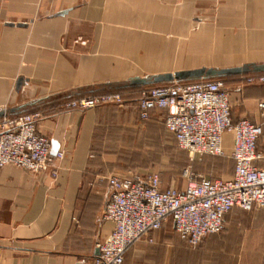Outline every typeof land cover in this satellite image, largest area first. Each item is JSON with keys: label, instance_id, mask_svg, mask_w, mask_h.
I'll use <instances>...</instances> for the list:
<instances>
[{"label": "crops", "instance_id": "obj_1", "mask_svg": "<svg viewBox=\"0 0 264 264\" xmlns=\"http://www.w3.org/2000/svg\"><path fill=\"white\" fill-rule=\"evenodd\" d=\"M164 1L166 8L177 7L170 6L174 0ZM162 8L163 0H0V109L42 100L22 114L41 112L38 131L51 140L53 155H64L55 162L56 176L51 172L33 174L14 166L0 168V264H90L99 256L98 245L114 228L104 219L113 170L112 157L106 154V129L117 126L130 131L129 118L116 123L111 115L123 111L128 112L127 117L133 111L139 115L141 91H101L99 85L140 75L123 71L116 64L123 58L120 49H131V39L132 47L153 49L148 58L142 53L134 57L136 62L149 64L144 72L150 75L200 68L195 60L184 61L185 67L178 70L160 68L156 51L163 45L176 46L173 41L177 40L163 36L160 31L166 30L160 27L136 28L143 35L130 37L131 15L145 16L148 9ZM256 13L259 16L246 28L232 21L236 19H224V27L213 38L197 45L212 49L210 64L264 63L252 60L264 59V11L254 9ZM233 22L237 26L225 29ZM146 31L160 33L147 35ZM81 35L93 36L94 45L93 41L90 48L76 43V36ZM235 50L243 58H231ZM21 78L24 85L18 90ZM79 88L87 90L66 97ZM245 88L235 87L238 108L236 114L233 112L234 121L248 119L264 125L254 105L264 100V87ZM117 92L125 97L123 110L65 108L72 99ZM161 113L165 118L167 112ZM148 122V127H156L160 121L155 118ZM163 124L177 144L167 131L165 119ZM226 151L232 156L230 134L226 135ZM233 164L235 171L234 160ZM234 171L227 180L233 178ZM228 218L227 230L208 236L199 248L184 243L168 223L152 235L154 243L143 239L135 244L124 264H264V208L250 214L235 208Z\"/></svg>", "mask_w": 264, "mask_h": 264}, {"label": "built area", "instance_id": "obj_2", "mask_svg": "<svg viewBox=\"0 0 264 264\" xmlns=\"http://www.w3.org/2000/svg\"><path fill=\"white\" fill-rule=\"evenodd\" d=\"M237 86L264 87V73L238 77ZM224 79L200 80L150 86L140 91V119L167 112V131L178 147L196 156H225L226 135L233 136L232 179L195 177L185 171L184 189H165L158 174L112 175L104 219L114 228L98 245L100 255L90 264H124L130 249L172 223L179 238L192 247L210 235L225 231L228 215L235 208H264V125L233 118L231 92ZM121 93H103L72 99L65 108L87 111L109 105H124ZM264 118V100L254 102ZM41 112L0 119V168L14 166L33 174L51 172L63 153L52 154L51 140L38 131Z\"/></svg>", "mask_w": 264, "mask_h": 264}, {"label": "rangeland", "instance_id": "obj_3", "mask_svg": "<svg viewBox=\"0 0 264 264\" xmlns=\"http://www.w3.org/2000/svg\"><path fill=\"white\" fill-rule=\"evenodd\" d=\"M173 4H176L177 7L174 8L172 6ZM166 6L167 3L163 0V8L161 10L148 9L145 16L139 17L131 15L129 26L131 38L143 35L142 33L144 32H139L136 28L143 30L142 28L149 27H151L149 29L155 30L160 27L161 30H166L160 31L163 36L171 38L176 37V43L173 41L176 46L163 45L162 48L156 51V57L160 56L161 58V69L178 70L185 67V63L183 64V62L186 60H195L197 63L195 66L200 68L204 66L228 68L243 65L245 62L250 61L227 63L229 65L210 64L209 62L212 61V57L209 55H211L212 49L198 48L197 45H203L207 39L213 38L215 33L224 27H222V21L224 19H236L232 21L239 24V27H248L249 21L255 20V18L259 16H257V13L254 14V9L258 10V13L264 11V0H174L170 5L172 6L171 8H166ZM175 11L177 13H175ZM227 12L231 14H226ZM137 22L138 25H136ZM235 22L225 26V29L228 31L231 30L233 26H235ZM160 32L158 31L156 33ZM156 33H154V31L145 32L147 35ZM92 34L93 36L95 35V33ZM102 35H104V33ZM87 36H76L77 39H75V42L82 46L88 45L86 47L90 48V42L93 41L94 45V40L93 36ZM105 36L106 34L104 37ZM192 39H194V41ZM130 44L131 49H129V51H127V49H120L119 54H121L123 58L120 59V63L117 62L116 64L119 65L123 71L130 70V74H140L139 76L141 77L150 75L151 73L144 72L147 71L145 70V66H149V64L140 61L136 62L137 59L134 57L142 53V56L148 58L153 54V49H150V47H147L149 49L132 47V44H134L132 39ZM92 49L95 50V48ZM92 49L91 51H93ZM116 50L117 49H114L115 52ZM248 50L251 52L250 49ZM193 53H195V55ZM231 54V58H234L235 61L237 60L236 58H243L242 55H240L241 53L237 50L233 51ZM115 56L118 55L115 54ZM252 60L264 61V59L261 58ZM238 77L241 76L224 78L228 89L240 87L234 82ZM253 87L255 88V86H247L245 89L247 91ZM139 89L142 90L144 88ZM129 90L130 89H127L126 91ZM230 92L232 94L233 112L236 114L238 100L235 98L234 90ZM88 96L89 95L86 97ZM109 107L122 108L124 106L109 105L102 108ZM125 109H127V107ZM123 112L122 114L115 113L111 116H113V121L116 123L125 122V120L129 118L132 126L130 131L126 132L124 128H117V126L106 129V154L112 157L113 166L111 175H129L134 173L144 176L158 174L161 177L163 188H174L179 190L184 189L189 182V178L184 175L187 170H190L195 177L205 176L210 179L227 180L232 176L234 164L230 151H226L223 157H210L205 155L196 156L192 159L190 154L181 150L173 137L166 132L163 124L165 118L161 112L156 113L154 117H152V119L156 118V120L160 121L156 127H148L149 122H142L135 111H133L129 117L126 116V113H128L127 111ZM236 209L243 214H250L253 212L245 211L240 208ZM227 220L229 224V218ZM228 224L225 231L228 228Z\"/></svg>", "mask_w": 264, "mask_h": 264}, {"label": "water", "instance_id": "obj_4", "mask_svg": "<svg viewBox=\"0 0 264 264\" xmlns=\"http://www.w3.org/2000/svg\"><path fill=\"white\" fill-rule=\"evenodd\" d=\"M25 26V25H22ZM264 73V63H245L243 65L218 68V67H202L191 70H181L176 72L146 75L144 77L135 76L130 77L124 81L107 82L99 85V90H120V89H132V88H145L163 84H178L184 82H193L200 80H213L224 79L228 77L245 76L250 74ZM24 85V80L21 78L17 83V89L19 90ZM87 89L79 88L68 92L66 97H72L86 92ZM227 91L237 89H226ZM41 101H34L17 107H11L7 109H0V119L5 116H16L25 113L30 107L39 104ZM96 255H100V250H97Z\"/></svg>", "mask_w": 264, "mask_h": 264}, {"label": "trees", "instance_id": "obj_5", "mask_svg": "<svg viewBox=\"0 0 264 264\" xmlns=\"http://www.w3.org/2000/svg\"><path fill=\"white\" fill-rule=\"evenodd\" d=\"M124 104H125V103H124ZM116 106H120V105H116ZM150 119H151V118H150ZM150 119H149V120H150ZM228 216H229V215H228Z\"/></svg>", "mask_w": 264, "mask_h": 264}]
</instances>
